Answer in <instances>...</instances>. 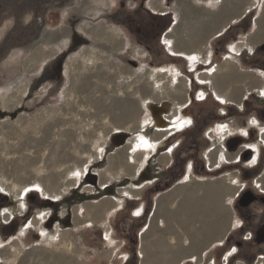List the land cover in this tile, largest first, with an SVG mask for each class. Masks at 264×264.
<instances>
[{
    "label": "rangeland",
    "instance_id": "obj_1",
    "mask_svg": "<svg viewBox=\"0 0 264 264\" xmlns=\"http://www.w3.org/2000/svg\"><path fill=\"white\" fill-rule=\"evenodd\" d=\"M18 1L22 3L17 8V13V9L16 11L10 9L2 13L3 9L0 6V44L8 35L15 34L17 36L32 21L34 14L31 8L26 5L24 0ZM143 1L151 13H156V7L164 5L174 11V14H179L181 12L179 11L180 5L185 0ZM187 1H192L194 8L201 7L198 6L201 4H198L197 0ZM213 1L216 2L215 7L222 4L220 0ZM231 1L241 2L242 13L245 8L251 7L248 8L251 11L247 14V19L251 16L252 19L256 18L257 20V25L254 24L253 31L243 40L245 45L259 30L264 33V0ZM253 1L256 3L250 5V2ZM139 3L141 0H72L64 8L50 9L46 14V24L39 37L27 45L12 48L0 62V179L15 183L20 189L27 184L40 183L50 194L58 195L56 198L51 197L53 200L60 201L58 206L53 205L55 208L50 207L51 210L55 211L51 222L47 225L51 234L45 235L43 239L38 236L43 230L40 225L37 226L39 228L32 229L26 237H19L21 230L19 227L26 222H17V230L13 229L9 233L10 237H16L10 246L11 249L8 251V248H3L0 251V255L7 258L3 264H57L58 261L53 257L57 253L76 257L80 252H82L83 257L85 256L87 263L91 264L94 261L92 255L95 251H101L103 244L98 243L96 237L89 230H86L82 237L76 236L77 239L75 240L81 244H71V240L66 241V244L59 245L57 243L58 245H56L55 243L58 235L53 228L57 224V219L61 221L60 218L64 215L67 219L72 213V206L68 205L70 199L73 198L72 193L82 195L85 199L90 198L89 193L99 191V187L109 184L113 177L118 176L124 170L120 168L115 171L117 163L124 155L128 154L130 158L133 157L135 163L141 162L142 157L137 156L146 152L145 149H142L145 147L142 145L133 147V142L141 136V133L145 136L149 135L150 138L155 133L156 127L165 130L170 125H178L180 115L186 117L185 105L189 99L190 82L188 76L180 72L185 61L182 62L180 58L172 60L158 44L156 46L153 44L152 39L140 38L136 31H132L126 25L106 17L108 11L122 6L123 10L121 9L120 15L124 14L122 17L128 20L126 16L129 13L132 15ZM204 7L208 8L207 6L202 8L204 9ZM209 20L211 21V19ZM180 21H182L180 26H175L176 30L173 32L177 39L174 44L177 43L180 50L186 48L187 46L185 47L181 43L182 38H188L187 34L190 30L196 29L200 32L197 46H199L198 48L203 47L201 53L184 57L185 64L190 66L191 63L194 65L199 60L207 61L206 56H210L212 53L210 50H212L215 55L212 59L213 66L216 65L226 70L230 68L226 63H230L231 70L241 75L239 77L240 83H237L238 79L234 81L237 85L241 84L242 86L241 91L237 93L236 105L242 107V103L247 99L248 107L263 106L264 103L254 102L255 95L253 94L255 92L253 93V89L260 85L251 84L248 77L242 76L248 73L246 71L250 69L255 72L250 71L256 75V78L264 79V73L258 70L259 63L257 67L253 61L247 58L229 59L228 55L222 58L225 52V43L222 38L215 39V36L226 25L216 26L215 29L210 26L208 32H205L203 27L207 29L206 26H196V19L192 20V26H190L191 19L184 23L183 21L186 20L181 17ZM204 21L207 20L204 19ZM94 25H102L105 29H109L118 36V40L112 42L96 38L83 29V27L91 29ZM172 31L169 32V35ZM239 31V27L235 28L227 36ZM252 40L257 39L252 37ZM231 41L232 39H227L226 43ZM254 44H256L257 50L262 49L264 38L257 40ZM161 45L169 49L170 44L166 40V36H162ZM63 52L66 53L64 63L66 79L63 86L57 87L54 82L37 85L40 74L44 72L42 70L47 68L46 63H50ZM212 68L211 66L206 70ZM206 73L208 72L203 71L199 74ZM197 78L201 82L205 81V83L210 84L206 82L207 80H201L199 75ZM159 79H161L160 85L163 86V89L160 100L156 102L152 93L154 89L156 90V81ZM60 82L61 79L58 83L61 84L62 82ZM232 84V82L226 84V91H232ZM210 88L212 87L210 86ZM172 93L176 94L173 95ZM9 99H15L14 103L11 107H4V102ZM157 104L163 105L161 106L163 109L167 106L168 108L162 113L164 114L162 117L165 118L154 122L151 119L153 112L151 107L157 106ZM207 105L212 108L216 107L213 100H210ZM133 125L136 129L131 131L130 127ZM127 130L131 138L126 145L124 144V147L111 157L109 166L106 169L103 167L92 169L97 173L96 183L88 181L92 185H90L91 187L86 186L85 183V187L80 188L79 183L88 166L104 159L110 136L117 131ZM177 130L179 128L174 131ZM169 133H173V131ZM182 138L181 147L176 153L175 165L170 170L160 173L159 179L148 190V197L171 187L182 172V168L176 161L177 158H180V161H187L190 158L189 153L195 152V148L191 146L192 143L188 140V134L182 133ZM217 139L220 140L221 135L216 136L215 142ZM99 145L102 149L97 152L96 147ZM201 145H199L200 148ZM219 150L216 149L215 154ZM94 155L96 157L90 160V156ZM236 155L232 154L231 157ZM197 156L201 157V153ZM109 158L110 153L101 162V166L106 167ZM214 160L213 158L211 161L214 162ZM235 168L236 170L239 169L238 166ZM83 169L84 172L79 173L80 176L77 175L78 170L82 171ZM202 170L198 167L193 172H197L201 176L207 174L209 178L220 176L217 171L203 173ZM232 175H238V172H234ZM122 176L124 175L121 174ZM238 183L241 184V182ZM32 191H37L41 196L47 197L40 189L29 190L25 197ZM7 193L10 194V192ZM16 205L14 204L12 207L15 208ZM67 209L68 212H66ZM37 212L39 214L36 215L37 218L33 220V224L41 220V218L38 219V216L47 214L46 209L44 211L39 209ZM56 214L59 217L55 216ZM127 218L123 219L127 222L124 225L121 224L126 229L130 222V218ZM21 234H24L23 231ZM3 235L4 237L8 236ZM120 235H127L126 230L125 232L121 231ZM80 237L84 238L85 243L81 241ZM7 240L4 242H8Z\"/></svg>",
    "mask_w": 264,
    "mask_h": 264
},
{
    "label": "crops",
    "instance_id": "obj_2",
    "mask_svg": "<svg viewBox=\"0 0 264 264\" xmlns=\"http://www.w3.org/2000/svg\"><path fill=\"white\" fill-rule=\"evenodd\" d=\"M185 1L180 5L179 11L181 12L179 14H174V11L164 5L156 7V13L154 12L156 17L163 18L169 24L162 36H166V40L170 44L169 49L163 46L166 55L170 58L172 57L170 55H180L186 58L187 55L193 56L202 52L203 47L198 48L199 46H197L200 32L196 29L190 30L187 34L188 38H182L181 43L185 47L187 46L186 48L180 50L179 45L174 44L177 39L173 32L176 30L175 26H180L181 17L186 20L183 21L184 23L191 19L190 26H192V20L196 19L197 23L194 22L196 26H206L207 29L205 27H203L204 30L202 29L205 32H208L210 26L215 29L216 26L226 25L220 33L216 34L215 39H218L230 27L244 20L251 11L248 9L251 7H247L242 13L240 1L236 3L231 0H220L222 4L215 7L216 2L213 0H197V3L201 4L198 5L201 6L198 8H194L192 1ZM255 3L254 1L250 2V5ZM203 6L208 8L204 7L203 9ZM254 24L257 25L256 18L251 20L250 32L245 35L240 33L237 40L225 44L222 58L228 55L229 59H235L241 53L250 54L256 50L257 47L254 43L264 38V33L260 30L252 36L257 40H252L251 37L250 42L245 45L243 43V40L255 28ZM171 30L173 31L169 35ZM210 51L212 53L210 56L207 54V61L213 54V51ZM190 59L192 62L194 61L192 57ZM207 61L199 60L198 62L208 64ZM226 64L230 68L224 70L215 65L211 70L205 71L208 73L198 75L201 80H207L206 82L210 83L209 85L217 98L237 103V93L242 89L241 84L237 85L241 82L239 80L241 75L231 70L230 63ZM191 65L194 66L193 63ZM250 71L253 70L248 69L246 71L248 73L242 76L248 77L251 84L260 85L258 88L254 87L253 93H255L252 94L255 96L264 94V79L256 78L255 72L250 73ZM181 73L185 75V73ZM235 80L238 82H234ZM229 82L233 83L232 91H226V84ZM152 96L156 98L155 89ZM160 98L161 96L157 97L156 102ZM160 103L163 104V102ZM154 106L156 105L151 107L153 111L151 119L154 122L161 121V118H165L162 117L164 109L161 106L163 105ZM135 129V125L130 127L131 131ZM162 129L164 128L156 127L155 133L150 138L149 135L145 136L141 133L140 137L147 138L151 142V146L146 148V152L142 151L145 152L143 155L137 156L142 157L140 163H135L133 157L130 158L126 154L117 163L115 171L120 168L124 170L118 176L113 177L109 184L99 187V191L89 193L90 198L85 199L82 195L72 193L73 198L70 199L71 202H68V205L72 206V213L67 219L64 215L57 223V229L55 227L58 235L56 245H58L57 243L59 245L66 244V241L70 240L71 244H81L75 240L76 236L82 237L85 231L89 230L96 237V241L103 244L102 250L95 251L92 255L94 261L91 264H264V241L258 240L257 232L253 233L251 227L247 228L249 221L247 214L236 208V197L242 188V185L236 180L237 175H223L215 178H209L207 174L201 176L197 172H193L190 166L187 167L186 160H181V162L180 158H177L176 161L182 168L179 178L167 190L148 197L147 192L159 179L160 173L170 170L175 165L176 153L183 141L182 130L169 133L166 129ZM129 134L128 130L117 131L110 136L104 155L105 159L110 153L107 166H101L104 159L90 164L79 183L80 188L85 185L90 186L88 181L96 183L97 173L92 169L95 167L106 169L110 164L111 157L131 138ZM262 137L264 139V133ZM138 139L134 141L137 142V146L140 143H138ZM154 139L156 140L153 141ZM119 141L122 143L118 144ZM134 142L133 147L136 148ZM216 142L213 151L221 149L217 154H215L216 152L211 154V160L215 159L214 162L211 161V168L219 163L218 159H229L221 141L217 139ZM128 164L131 166L130 168ZM121 174L124 176L121 177ZM84 179L87 180L86 184L83 183ZM260 184L264 189V174ZM47 198L49 202L47 213H50L53 199ZM127 217L130 218V222L126 229L123 225L127 220L123 219ZM35 218H37L36 215L32 218L31 226L34 229L39 228L38 225L43 227L42 216H38V219L41 218V220L33 224ZM242 225H246V228L242 229ZM125 230L127 235L121 236L120 232H125ZM22 231L26 232V230ZM44 233L45 231L42 230L43 237H45ZM0 239V251L3 248H8L9 251L13 242L2 247V238L0 237ZM81 239L85 243L84 238ZM38 249L40 248L38 247ZM80 253L76 257H69L68 254L64 255L63 253H57L53 257L58 261L57 264H88L85 256L83 257L82 252ZM5 259L7 258L0 255V264H3Z\"/></svg>",
    "mask_w": 264,
    "mask_h": 264
},
{
    "label": "flooded vegetation",
    "instance_id": "obj_3",
    "mask_svg": "<svg viewBox=\"0 0 264 264\" xmlns=\"http://www.w3.org/2000/svg\"><path fill=\"white\" fill-rule=\"evenodd\" d=\"M140 7L141 4L139 3L138 7L133 10L132 15L131 13H129V15L126 14L128 22L124 21L123 17L120 15L121 9L123 8L122 6L108 11L106 17L109 20L120 19L124 25L130 28L129 21L134 19L136 11ZM261 50L263 51L261 52ZM170 56H172V60L180 58L182 62L184 60L186 63L184 57L180 55ZM214 57L215 55L213 54L208 64L198 62L194 66H187L184 63V67L180 68V71L188 76L190 82L189 99L185 105L188 123L185 124L181 132L188 134V140L193 144H191V146L195 148V152L189 153L190 158L186 163L187 167L190 166L192 170H196L199 167L201 170L203 169V173L217 171V173H220V176H231L232 174L230 173L238 172L236 180L241 182L242 188L236 197V208L238 211L247 214L249 220L247 222V228L251 227L253 233H255L260 229H264V189L260 184L261 177L264 174V139L262 137L264 133V105L248 107L246 99L242 103V107H240L233 101L221 100L216 97L208 83L199 81L197 75L203 71H207L206 69L213 66L212 59H214ZM237 57L241 59L247 58L253 61L257 67L259 63L258 70L264 73V47H262V49H256L250 54L246 52L241 53ZM210 100L214 101L216 107H208L207 104ZM254 102H259L260 104L264 103V96L256 95ZM167 108L168 106L164 107V110ZM219 135H221L220 140L229 159H218L219 163L211 168V154L215 153L216 149L213 151L215 139L216 136ZM236 143H238V145L233 146ZM200 144H202L201 148L199 146ZM199 153H201V157L197 156ZM232 154L237 155L235 158H232ZM193 156H196V158H193ZM237 166L239 167L238 170L235 168ZM240 177H242V180H240ZM248 192L254 197V200L249 206H243L241 204V198ZM25 198L27 205L23 211L13 214L11 209L14 208L12 206L16 204V201L13 199L12 195L0 189V230L2 231H0V237L2 238V247L6 246L7 243L13 242V239L15 240L16 237H10L9 233L13 229L17 230L16 225L18 221L26 222V225L23 223V225L19 227V229L21 228L19 237H26L28 233L34 229L31 226L33 215H38L39 213L37 211H39V209H43V211L46 209L48 212L47 205L49 202L47 197L41 196L37 191H32V193L30 192ZM59 202L60 201L53 200L51 206H58ZM4 212L6 213L7 219L5 218ZM54 212V210H51L50 213L43 215L46 216L45 219H42V224L46 225L42 227L45 231L44 235L46 236L51 234L47 229V224L53 218ZM57 214L55 216L59 217ZM56 221V223L60 222L58 219ZM56 225L57 224H55L53 229H55ZM241 228H246V225H242ZM22 230H26V232L21 234ZM1 233L8 236L4 237ZM38 236H41L42 239L44 238L42 233ZM6 240L8 242H4Z\"/></svg>",
    "mask_w": 264,
    "mask_h": 264
},
{
    "label": "trees",
    "instance_id": "obj_4",
    "mask_svg": "<svg viewBox=\"0 0 264 264\" xmlns=\"http://www.w3.org/2000/svg\"><path fill=\"white\" fill-rule=\"evenodd\" d=\"M24 1L26 5L31 8L34 16L30 24H28L22 32H19L17 36L15 34L8 35L0 44V62L8 55L12 48L27 45L39 37L42 29L46 24V14L50 9H61L68 6L72 2V0ZM0 2V6H2L3 9L2 13H5L10 9H14L16 11V9L20 6V3H22L18 0H1ZM143 3L144 1L141 0V7L136 11V18L129 21L130 29L132 31H136L137 36L140 38H148L150 40L152 39L155 46L156 44H158L164 50L163 45H161V36L163 31L169 26V24L164 21L163 18L156 17L155 13H151L150 11H148L145 3ZM17 12L18 9L16 13ZM122 16H124V14H122ZM247 18L248 16L241 22L230 27L229 30L218 39L222 38L223 42L227 44V39H232V41H234L238 39V34L241 33L242 35H245L250 32L252 28V18L251 16L249 19ZM123 20L128 22V20H125V18H123ZM115 21L124 24L120 19H117ZM238 27L240 28L239 32H235L233 35L227 36L229 32ZM65 59L66 53L63 52L56 56L50 63H47V68L44 69V72L39 77L38 84H42L45 82H54L57 87H62L66 79L64 74ZM59 79H61V84L58 83ZM120 143H122V141H119L118 144ZM85 182H87L86 179H84L83 183Z\"/></svg>",
    "mask_w": 264,
    "mask_h": 264
},
{
    "label": "bare ground",
    "instance_id": "obj_5",
    "mask_svg": "<svg viewBox=\"0 0 264 264\" xmlns=\"http://www.w3.org/2000/svg\"><path fill=\"white\" fill-rule=\"evenodd\" d=\"M83 29L91 36L96 37V38H102L108 41H112L115 42L118 40V36H116L113 32H111L109 29H105L102 25H94L93 28L89 29V28H85L83 27ZM174 48V47H173ZM173 50V49H172ZM93 58V57H91ZM90 58V60H91ZM89 60V61H90ZM94 61V60H93ZM92 62V61H90ZM93 63V62H92ZM161 81L157 80L156 81V98L160 97V93L163 89V86L160 85ZM15 99H9L7 101L4 102L3 106L4 107H11L12 104L14 103ZM182 107V106H181ZM178 111V110H177ZM179 115V114H178ZM175 120V118H173ZM178 120L180 121L178 125H170V127H168V129H166L168 132L170 131H174L176 129H182L186 123H188V118H186L185 116L183 117V115H180V117L178 118ZM170 121V120H169ZM191 121V120H190ZM172 122V121H171ZM177 118H176V124H177ZM163 130V129H162ZM140 139H138V143L139 146L142 145L143 147L146 148L149 147V145L151 146V142L148 141V139L144 138V137H139ZM134 146H137V142H134ZM102 147L99 145L96 147L97 152L99 150H101ZM222 153V150H221ZM147 154V153H146ZM98 156V154H97ZM94 157H96V155L94 156H90V160H92ZM89 160V161H90ZM74 171V170H73ZM84 169L82 171L78 170V174L79 173H83ZM73 173V172H72ZM75 174V173H74ZM80 176V175H79ZM69 177V176H68ZM72 177V176H71ZM73 178V177H72ZM0 189H2L3 191L6 192H10V195L13 196V199L16 201L15 203L17 204L15 208L11 209V212L13 214H16V212H22L23 209L25 208V206L27 205L26 203V198L25 195L26 193H28L29 190L31 189H40L47 197H52V198H56L58 197V195H52L50 194L46 188H44L40 183H33V184H27L24 185L21 189L18 188V185H16L15 183H10L9 181H5L4 179H0ZM8 210V209H6ZM9 212V211H8ZM5 213V212H4ZM5 218L7 219L6 213L4 214ZM14 216V215H13ZM46 216H42L43 219H45ZM12 218V217H11ZM10 219V218H9ZM1 241V239H0Z\"/></svg>",
    "mask_w": 264,
    "mask_h": 264
},
{
    "label": "water",
    "instance_id": "obj_6",
    "mask_svg": "<svg viewBox=\"0 0 264 264\" xmlns=\"http://www.w3.org/2000/svg\"><path fill=\"white\" fill-rule=\"evenodd\" d=\"M238 145V143H236L235 145H233V146H237ZM242 200H241V204L243 205V206H249V204L251 203V202H253V200H254V197H252L251 196V194H250V192H248V193H245L243 196H242V198H241ZM244 200V201H243ZM257 238H258V240H260V241H264V229H260L258 232H257Z\"/></svg>",
    "mask_w": 264,
    "mask_h": 264
}]
</instances>
